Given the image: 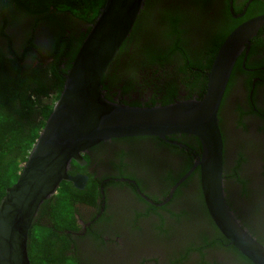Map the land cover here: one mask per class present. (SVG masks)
<instances>
[{
	"label": "flooded vegetation",
	"instance_id": "obj_1",
	"mask_svg": "<svg viewBox=\"0 0 264 264\" xmlns=\"http://www.w3.org/2000/svg\"><path fill=\"white\" fill-rule=\"evenodd\" d=\"M145 7L150 9L140 15L146 17L144 22L136 19L131 33L138 40L148 35L145 42L171 52L159 62L147 52L135 53L134 44L128 42L103 78L109 100L151 106L200 98L211 47L242 22L263 14L264 0H146ZM159 7L167 8L173 19L159 15ZM67 14L58 16L74 51L93 21ZM29 19L33 20L22 21L27 24ZM5 33L19 53L24 41L31 40L33 53L45 61L51 63L58 56V47L55 50L51 44L55 33L45 22L34 29L10 26ZM0 40L1 45V35ZM67 60L58 56L61 70ZM235 64L218 114L224 190L236 219L264 246V25ZM199 154L196 138L174 134L165 139L113 138L82 153L85 163L72 160L68 173L87 176L82 189L72 186L83 190L91 178L98 194L76 202L73 227L58 231L68 235L67 253L77 264H253L213 223L204 203L199 169L184 177ZM40 210L34 222L53 226L50 208Z\"/></svg>",
	"mask_w": 264,
	"mask_h": 264
},
{
	"label": "water",
	"instance_id": "obj_2",
	"mask_svg": "<svg viewBox=\"0 0 264 264\" xmlns=\"http://www.w3.org/2000/svg\"><path fill=\"white\" fill-rule=\"evenodd\" d=\"M146 0H104L82 40L16 181L0 200V264H30L28 235L42 203L62 181L78 189L86 175L68 173L72 160L113 138L187 134L197 139L206 209L225 239L253 264H264V246L236 219L225 195L219 109L237 57L264 25V13L236 26L217 51L200 98L135 106L109 100L102 88L108 66L129 37ZM183 177V178H184Z\"/></svg>",
	"mask_w": 264,
	"mask_h": 264
},
{
	"label": "trees",
	"instance_id": "obj_3",
	"mask_svg": "<svg viewBox=\"0 0 264 264\" xmlns=\"http://www.w3.org/2000/svg\"><path fill=\"white\" fill-rule=\"evenodd\" d=\"M103 3L104 0H0V35L3 38V43L0 45V197L4 195L5 189L16 181L22 164L62 89L64 81L62 74H65L70 67L81 43L80 40L73 51L71 42L68 41L70 34L65 31L66 25L60 24L58 15L65 12L94 22ZM148 9L150 8L145 7L142 11H148ZM157 13L170 20L173 19L168 15L167 8L159 7ZM22 18H33V20L29 19L26 24ZM145 18L138 17L143 22ZM41 22H45V26L50 27L55 33L51 44L55 46V50L58 47V56L68 58L62 70L59 67L58 56L51 63L45 61L43 56L33 53L34 50L30 46L34 44L29 43L32 42L31 40L24 41L23 45H26H22L19 53L20 49L15 47L12 39L5 33L10 26H32L34 29ZM173 25L170 21L171 28ZM225 33L228 34V32ZM157 35L160 36V34ZM163 36H165L164 32ZM147 37L148 35H145V39ZM145 39L138 40L133 33H130L117 53V58L125 47L128 48V42L134 44L132 47L135 53L147 52L152 60L162 62L167 54H170L171 51L162 52L161 47L145 42ZM223 41L224 39L220 38L211 47L207 57L208 62L205 63L207 70L211 66L212 54ZM29 53H32L31 56H28ZM242 56L239 57L238 63ZM35 59H37L36 63ZM191 62L197 64L194 61ZM190 70L197 76L192 67ZM72 164H74L73 161ZM96 194L98 189L91 178L83 190L74 188L68 181H62L59 184L56 193L40 206V213L50 208L53 226L40 225L37 221H33L30 228L28 257L31 264H77L74 257L67 253L69 251L66 239L68 235L59 234L58 231L73 227L72 214L76 202L95 197ZM201 204L204 207L202 201Z\"/></svg>",
	"mask_w": 264,
	"mask_h": 264
}]
</instances>
